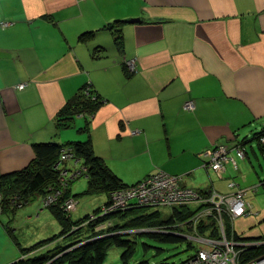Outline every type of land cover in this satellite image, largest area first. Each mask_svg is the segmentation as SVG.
Returning <instances> with one entry per match:
<instances>
[{"label":"crops","instance_id":"0c3cea01","mask_svg":"<svg viewBox=\"0 0 264 264\" xmlns=\"http://www.w3.org/2000/svg\"><path fill=\"white\" fill-rule=\"evenodd\" d=\"M1 22L0 174L25 167L36 143L89 138L128 185L162 169L205 193L246 190L251 213L232 230L264 236V207L247 196L260 179L244 164L247 145L244 158L233 150L264 130V0H0ZM85 85L103 102L57 127L60 109ZM189 99L194 107L183 108ZM217 144L231 149L236 175L231 162L220 172L205 165L203 152ZM13 218L0 215V264L27 247L4 230L15 229Z\"/></svg>","mask_w":264,"mask_h":264},{"label":"trees","instance_id":"16d2710c","mask_svg":"<svg viewBox=\"0 0 264 264\" xmlns=\"http://www.w3.org/2000/svg\"><path fill=\"white\" fill-rule=\"evenodd\" d=\"M86 87L85 85L79 89L73 99L68 101L63 108L60 109L57 127L69 125L74 116L80 113L92 114L101 105L104 97L91 89V87H88V89ZM87 121L88 119H86V122ZM81 129L87 130V124L83 125ZM262 133H264V130L255 135ZM67 145L73 148L75 154L82 159V164L87 168L86 177L88 180L87 187L84 190L86 194L106 193L108 197V200L104 204L106 205L110 203L109 194L112 191L128 185L123 183L119 177L110 170L105 162L95 154L89 138L86 140H71L63 144L51 141L41 142L34 145L35 157L25 167L6 174H0V193L3 197L2 204H11V200L14 198L17 199L16 197L25 200L31 196L30 200H34L35 194L47 193L51 191L52 188L55 189L60 187L58 184V175L53 170V164L56 162L61 148ZM258 145L260 148L263 146L259 140ZM67 195V191H64L58 197V206L50 207V211H52L60 224L58 233L46 239H42L27 248H21L22 256L11 264H100L105 260L107 249L112 244L124 247L121 257L127 262L134 251V247L130 243L131 239H125L118 234L103 235L94 239H89L91 235L97 236L101 233L100 231H94L95 227H93L94 225H92V222L89 223L87 231H84L83 227L72 229L71 226H73L75 222L72 221V219L70 220L69 216L63 214L60 208V203H63ZM134 206L137 207L136 205ZM134 206L126 208L125 211L134 210ZM195 213V209L188 206H173L171 207L169 216L164 219L160 217V212L158 210H150L148 213L143 211L135 212L134 214H137V216H131L132 218L129 217L130 219L128 221L131 223H144L142 225L146 226L149 231L143 232L141 228L139 229L140 231L136 233L146 234L158 241L169 243L186 241L188 247L195 249L192 255L180 263L188 264L195 258L199 247L195 246L193 241L183 235L194 230L193 222H191L190 219ZM141 217L142 219H140ZM105 219L109 218L106 216ZM105 219L103 217L99 218L96 223L102 222ZM126 221L127 220L124 222L125 224ZM116 225H118V223L113 224L107 231H111L112 228V230H114V226ZM197 225L198 233L202 232V234H204L205 226L203 223L199 222ZM120 226L123 225L119 224V227ZM224 226L227 235H231L236 241L241 239V237L232 230V224L227 217H225ZM208 230L207 232L212 237L219 238L221 236L220 232L217 230V226L216 228L211 226ZM58 239L61 240L59 241ZM53 241H55L53 244L54 246L48 247L45 249L46 251L43 250L42 252L30 254L39 247H42L45 243ZM144 245L145 249L149 246L146 243H144ZM161 250L162 249L156 247V252H160ZM256 250V247L244 250L240 256V260L244 261L247 257L255 254ZM259 252H264V246L258 248L257 253ZM134 264L150 263L147 260H141ZM161 264L168 263L163 262ZM194 264H202V262L199 261Z\"/></svg>","mask_w":264,"mask_h":264},{"label":"rangeland","instance_id":"374dc122","mask_svg":"<svg viewBox=\"0 0 264 264\" xmlns=\"http://www.w3.org/2000/svg\"><path fill=\"white\" fill-rule=\"evenodd\" d=\"M0 28L4 29L2 27V22H1ZM183 108H185L184 105H183ZM254 129L255 128H253L251 131L250 130L247 131L246 135H242L241 138L242 137H245V138L252 137L253 136L252 132L254 131ZM76 130L77 128L73 129L75 133H78ZM263 134L254 135V137L248 143H243L244 141H242L233 147V150L235 151L237 157H239L238 156V153H239L240 157L244 158L246 157L247 152H248V156L250 158L251 164L249 163L248 159L245 160L244 164H246L245 165L246 168H251V172H253L254 170L258 174L259 178L256 177L257 180L264 178V154H263L264 145L262 144L263 146L261 147V149L258 146V140L260 139V136ZM257 138L259 139L257 140ZM86 139L87 138H74L72 140H86ZM245 145H247V148H248L247 152L245 150ZM250 145L254 148L255 154L251 152ZM215 146H217L215 151L218 152L219 157L223 156V158L226 160L223 164V167L220 169H216V170L218 172L223 171L225 169V164L231 162L234 166V167L232 166L231 168L233 169L236 175L238 171L236 170L237 165H235V163L233 162V160L235 161V159L233 156L229 155V152L231 151V149H229L227 146L222 145V144H217ZM221 147L223 148V150L225 149V153H223L224 151L221 153V150H219V148ZM63 148H67L70 151L72 150L73 157H69L71 159H69V161H66V163L63 165L62 164L54 165L55 163L53 164V170L58 175V182H59L58 184L61 186V188H59V193H56L54 198L52 199L49 198V195H52L51 197L54 196L52 194L53 191H49L43 194L42 193L35 194L37 198L34 197L35 198L34 200H30L31 196L25 200H23L22 198L16 197L17 199L14 198L13 200H11L10 202L11 204L3 205L2 204L3 197H1L0 215L4 214V217L7 218V220L8 218H10L11 214L14 217L10 225L11 227H15V229L12 230V228L7 227L8 230L4 229L6 233H10L12 235L15 234V237L18 238V240H20L21 242L24 241L25 244H27L25 245L27 247H29L28 245L31 246L35 242L34 238L32 242H29V241L33 236H35L37 232L41 230H47L51 236L53 235V233L54 234L58 233V231L60 230V227H59L60 224L57 218L55 217V215L52 213V211H50V207L58 206L59 203H57L58 202L57 200H58L59 195L62 194L64 191H67V194H68L67 198L63 201V203H60L61 204L60 208L63 214H66L67 216L70 217V220L72 219V221L75 222L73 226H71L72 229L83 227L84 231H87V229L89 228L88 227L89 223L92 222L93 223L92 225H94L93 227H95L94 231L96 232L100 231L101 233L100 235H97V236L91 235L89 239H94L98 236H103V235L118 234L125 239L128 238L132 240V241L130 240V243L133 245L134 251L132 253V256L128 258L127 262L123 260L121 257L124 247H120L118 245L112 244L107 249L105 260L100 264H134L141 260H147L149 261L150 264H161L163 262L168 263V264H180L181 262L185 261L190 255L194 253L195 249L188 247V244L186 241H182L179 243H169V242L158 241L155 238L148 236L146 234L136 233L137 231H140L139 229L141 228L142 230H149L147 229L146 226L142 225L144 223L139 224V223H131L130 221H128L130 218H132L131 216L136 217L137 214H134V213L139 212V211L148 213L150 212V210L151 211L158 210L160 212L161 218L164 219L168 217L171 212V207L168 206V204H162V203H167L163 200H160V202H158L160 204H155V205H153V203L144 202L141 204V203L136 202V204H133V206L134 205L137 206V207L134 206L135 207L134 210H129V211H125V209H121V210L118 209V210H113V211L111 210L107 212L105 215L101 216V218L103 217L104 219L107 216L109 219L103 220L102 222H99V223H96L98 220L92 221L95 217H97V215L99 217V215L104 214L105 210H108V208H110L109 205L110 204L112 205L114 202L112 199V194L119 192V189L114 190L109 194V198L111 199V201L109 204H106V205H104L108 199L106 193L86 194L84 190L87 187V180H88L86 177L87 168L82 164V159L75 154L71 146L67 145V146H64ZM73 158L78 159V161L75 162ZM208 158H207L205 165L210 166V161ZM237 162L241 163L243 161L237 159ZM160 174H165L166 176H169L167 175L168 173H165V171L161 169V170H157L156 172L150 173L145 177L146 178L154 177L155 179ZM179 178H180L179 183L181 185L182 184L181 177ZM230 183L233 184V186L231 187L235 186L234 181ZM257 183L258 182H256V184ZM195 190H196L195 191L196 195L194 197H190V198L186 197L188 202H193V204L187 205V203H182L179 207L190 205L189 207L192 208L193 206H195L194 204L198 202L199 197L207 196L209 192L208 191L207 193H205L202 190H199L196 188ZM237 190L240 191L244 189L236 188L235 190H232L231 192H235V194H237L238 193ZM247 196L254 198L256 205H258L257 207H264V191L262 187H259L258 189H255V187L254 189L250 188L249 192H247ZM115 202H118V200H116ZM215 205L214 204L210 205L209 203H205L204 205V208L207 207L205 209H209L211 211L214 210V214L209 215L208 217H205V223L208 224L209 221H211V224L204 225L205 226L204 231L208 230L211 226L216 228V224L213 221V217L217 213H220L222 211H219L215 207ZM202 208H203L202 206H197L195 211H197V209L199 210ZM5 211L9 213H3ZM139 216H143V215H139ZM140 219H142V217ZM125 220H127L126 224L124 223ZM116 223H118V225L114 226V230H112L113 229L112 228L111 231H107L110 227L113 226V224H116ZM119 224L123 226L119 227ZM53 227L56 228L54 230L55 232H51L53 231ZM199 233L202 234V232H199ZM7 236L10 238V235H7ZM245 239L253 240V238H242V237L240 240L244 242ZM191 241H193V239ZM193 242L195 246L200 245L199 242L195 240ZM54 243L55 241L45 243L44 245L45 246L48 245L50 248L54 246L53 245ZM144 243L149 245L146 249H145ZM27 247H24V248H27ZM156 247L162 250L160 252H156ZM0 249H2V251H5L6 249V246H4V243L2 241H0Z\"/></svg>","mask_w":264,"mask_h":264},{"label":"built area","instance_id":"2783aa9c","mask_svg":"<svg viewBox=\"0 0 264 264\" xmlns=\"http://www.w3.org/2000/svg\"><path fill=\"white\" fill-rule=\"evenodd\" d=\"M5 24V23H4ZM126 67L129 72L135 69V59H129L126 61ZM19 88L24 87V83L18 85ZM88 89V86L86 87ZM185 109H192L194 107L193 100L189 99L184 102ZM135 133V131H132ZM259 139V138H258ZM259 142L264 145V134L260 136ZM64 147V146H63ZM61 148L58 159L54 165L65 164L66 161H69V157H73L72 150L70 151L67 148ZM217 146L209 148L203 152V155L208 158L210 161V167L214 170L220 169L223 167L224 162L226 161L223 156L219 157L218 152H216ZM227 149V148H226ZM221 153H225V149L219 148ZM240 157V154L238 153ZM75 162L78 159L73 158ZM234 163H236L233 160ZM85 169V167H84ZM166 176L165 174H160L155 179L154 177L143 178L142 180L127 185L119 189V192L112 194L113 204L109 205L110 208L105 210L104 213L114 210L126 209V206H133V204L138 203H153L160 204V200H163L168 204V206H180L182 203L193 204V202H188L186 197H194L196 195L195 189L190 187H184L180 185V178L177 175ZM229 186H233L232 183ZM61 187V186H60ZM52 189V194L49 195V198L52 199L55 197L56 193H59V188ZM263 190H264V181H263ZM228 193H218L216 191H210L207 196L199 197V202L205 201L210 205H215V207L221 211L224 208V213H217L213 217V221L217 226L218 232H220V237L215 238L210 236L207 232L204 231V234H200L197 231V223L193 219H190L193 222V231L185 233L188 239H194L199 242L197 254L188 264H194L199 261L202 264H264V252H258V248L264 246V237L253 238V240L245 239L244 242L241 240H234L231 235H227L225 231V226L223 222V215H227L231 220H235L237 217L249 215L251 213L250 204L246 201L245 197L242 195L241 190ZM119 193V194H118ZM147 193V195H146ZM118 196V197H117ZM2 195L0 194V200ZM118 200V202H115ZM111 201V199H110ZM112 203V202H111ZM196 203V204H197ZM207 208V207H205ZM200 212V216L208 217L209 215L214 214V210L205 209ZM214 209V208H213ZM104 224V223H102ZM101 224V225H102ZM211 224V223H210ZM256 247L257 250L255 254L244 259L240 260L242 252L246 249Z\"/></svg>","mask_w":264,"mask_h":264},{"label":"bare ground","instance_id":"6f19581e","mask_svg":"<svg viewBox=\"0 0 264 264\" xmlns=\"http://www.w3.org/2000/svg\"><path fill=\"white\" fill-rule=\"evenodd\" d=\"M263 134V133H262ZM263 181H264V179L262 178V179H260V180H258V183L257 184H255L253 187H255L256 189H258L259 187H262V189H263ZM264 191V190H263ZM241 193H242V195L245 197V194H246V191L245 190H241ZM196 207L197 206H202L203 208L202 209H197V211H196V213H195V215L193 216V219L196 221V223L198 224L199 222H202L203 223V225H207L206 223H205V218L203 217V216H200V212H202V210H204V205H205V201H203V202H199L198 204H194ZM129 206H127V208H128ZM115 208H113V210H114ZM222 212H225L224 211V208H222V210H221ZM107 213V212H106ZM106 213H104V214H102V215H99V217H98V215H97V217H95L92 221H97L99 218H101V216H103V215H105ZM225 217H227V218H229L227 215H224L222 218H223V222H224V220H225ZM106 220V219H105ZM229 220H230V222L232 223L233 222V220H231L230 218H229ZM209 223H211V221H209ZM208 223V224H209ZM226 231V230H225ZM190 240H192V239H190ZM193 241H194V239H193Z\"/></svg>","mask_w":264,"mask_h":264},{"label":"water","instance_id":"95a60500","mask_svg":"<svg viewBox=\"0 0 264 264\" xmlns=\"http://www.w3.org/2000/svg\"><path fill=\"white\" fill-rule=\"evenodd\" d=\"M123 21L124 22H129V23H132V22H138V21H141L139 18H137V17H129V18H125V19H123ZM141 231H143V232H146V231H149V230H142L141 229ZM184 236V235H183ZM184 237H186V236H184Z\"/></svg>","mask_w":264,"mask_h":264}]
</instances>
